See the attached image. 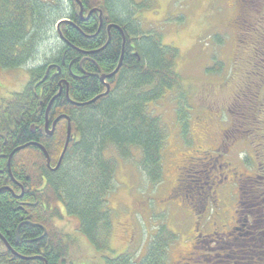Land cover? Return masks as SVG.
<instances>
[{
    "label": "trees",
    "instance_id": "16d2710c",
    "mask_svg": "<svg viewBox=\"0 0 264 264\" xmlns=\"http://www.w3.org/2000/svg\"><path fill=\"white\" fill-rule=\"evenodd\" d=\"M118 1L122 13L115 10ZM131 1L0 0V69L15 70L31 62L52 34L60 41L48 58L29 69L23 89L0 103V189L12 190L0 191V264H73L71 239L56 225L64 214L77 219L79 233L97 253H112L107 196L113 188L116 161L106 156L109 149L123 160L137 151L138 168L147 181L157 185L162 180L166 133L160 119L148 112V105L168 91L181 90L182 80L175 71L178 51L163 45L160 35L142 32L130 11ZM79 4L84 17L94 10L86 21L79 17ZM61 20L68 23H60L57 31ZM235 21L238 58L233 69L235 73L244 70L237 99L242 121L250 125L259 122L258 116L264 117V0H242ZM109 25L121 31L111 28L107 32ZM86 55L88 60H83ZM121 55L116 74L101 83L99 75L112 73ZM214 65L208 73L221 71V63ZM105 84L110 87L108 94L91 104L77 106L68 101L87 103L105 92ZM59 89L47 114L49 129L57 117L70 120V139L59 168L49 170L41 150L28 146L11 157L9 175L10 153L28 143L40 144L50 168L55 167L67 122L59 120L49 137L42 131L46 108ZM194 183L205 186V181ZM259 188L261 192L263 187ZM259 198L255 204L264 199ZM199 215L196 209L195 216ZM200 234L194 238L193 252L181 264L240 261L230 262V257L235 248L242 249L238 244L243 241ZM176 239L162 224L138 261L125 253L115 258L108 255L103 263L165 264Z\"/></svg>",
    "mask_w": 264,
    "mask_h": 264
},
{
    "label": "rangeland",
    "instance_id": "374dc122",
    "mask_svg": "<svg viewBox=\"0 0 264 264\" xmlns=\"http://www.w3.org/2000/svg\"><path fill=\"white\" fill-rule=\"evenodd\" d=\"M237 2L239 0L129 2L133 18L142 32L160 35L163 45L178 51L175 71L183 86L179 91L166 92L156 103L148 105V112L160 119L166 133L160 183L150 184L139 170L137 151H132L127 160L120 159L113 149L106 153L108 158L116 161L113 188L107 196L112 221L109 237L112 253H97L79 233L76 218L64 214L63 221L56 222L71 239L73 264H104V257L115 258L125 253L138 261L162 224L177 235L169 247L165 264H181L193 252L197 232L227 228L237 199L236 188L219 192L218 201L208 205L203 196L209 191L211 182L205 181L208 184L202 187L194 183V179L184 176L186 170L194 171L191 168L200 164L198 161L206 156L205 153L223 147L224 135L231 134L233 145H236L233 155L224 156L230 163L228 169L234 167L248 175L252 172L262 174L260 170L236 161L250 160L251 152L247 151L250 146L264 147V117L258 116L259 122L244 125L238 105L239 88L243 84L239 77L244 70L238 69L235 73L233 69L238 58L233 25L239 12ZM133 4L141 7L133 8ZM115 5V10L122 13V3L118 1ZM59 46L57 35L52 34L40 44L31 62L15 70L0 69V103L12 93L20 92L29 80V69L40 65ZM219 63L222 64L219 73L207 72ZM251 110L254 111V105ZM256 156L260 157L256 161L263 168L264 154ZM232 182L237 184L236 180ZM176 186L179 191L172 193ZM191 206L200 210L199 219L195 216L196 209L194 211ZM212 208L214 212L210 211ZM248 263L246 260L237 262Z\"/></svg>",
    "mask_w": 264,
    "mask_h": 264
},
{
    "label": "flooded vegetation",
    "instance_id": "af4514ba",
    "mask_svg": "<svg viewBox=\"0 0 264 264\" xmlns=\"http://www.w3.org/2000/svg\"><path fill=\"white\" fill-rule=\"evenodd\" d=\"M239 1L241 2L242 0ZM240 2H237L238 5H240ZM235 22L236 21H234V23ZM83 60H88L87 55ZM238 131L240 130H234V132ZM42 132L49 137L44 130ZM227 132L231 133L228 130ZM231 138V134L230 136L224 135L225 143L223 147L205 153L206 156L198 161L200 162L199 165L194 167L191 165V167H193L191 169L194 171L191 172L189 170L188 172V170H186L184 176H186V178L197 177L195 181H210L212 183H210V187L207 188L210 192L207 191L204 194L205 196H203L205 204L208 205L218 201L219 192H225V189L229 187L236 188L237 199L227 228L201 232L200 235L207 238H211L212 236L224 237V239H231L234 242L243 241L242 244H238L242 249L235 248L232 251L233 256L230 257V262H233V260H246L249 262L248 264H264V199H261L259 203H254V201L260 199V196L264 197V167L260 168L261 163L256 161L260 159L256 154H264V147H262V145L256 148L250 146L247 150L251 152L250 160H236L238 163L246 164L254 168V170H260L262 173L261 175L254 172L249 175L244 174L234 167L228 169L230 163L224 160V156L231 155L236 147V145H233ZM229 145L232 148H230ZM213 163L218 164L217 168ZM214 172L219 173L214 174ZM235 180L237 184H233L232 181ZM207 184L208 183L205 182V186ZM16 186H18V184H16ZM243 186L247 188L245 193H242ZM259 187H263L261 192L258 191ZM178 191V186L171 190L172 193H177ZM205 198H207L208 201ZM205 204H203V209ZM200 217L201 215L196 216L198 219Z\"/></svg>",
    "mask_w": 264,
    "mask_h": 264
},
{
    "label": "water",
    "instance_id": "95a60500",
    "mask_svg": "<svg viewBox=\"0 0 264 264\" xmlns=\"http://www.w3.org/2000/svg\"><path fill=\"white\" fill-rule=\"evenodd\" d=\"M93 12H94V10L90 11V12L87 14V16L84 17V16H83V10H82V7H81L80 4H79V17H80L82 20L86 21V20L89 18V16H90ZM99 16H101L100 12H99ZM62 22H66V23H68L67 20H61V21H59V22L57 23V25H56V29H57V31H58V29H59V25H60V23H62ZM100 27H101V20H100L99 28H100ZM111 28H115V29H118L119 31H121L120 28H119L118 26H116V25H109V26L107 27V32H109V30H110ZM107 42H108V41H107ZM121 59H122V55H121L120 62H119V64H118V66L116 67V69H115L112 73H110V74H108V75H105V74H100V75H99V81H100L101 83H105V80L111 78L114 74H116V72L118 71V69H119V67H120ZM108 91H109V86H108L107 84H105V92H104L103 94L97 96V97L94 98L93 100L87 102V103L79 104V103H74V102H72V101H70V100H68V101H69L70 103L74 104V105H77V106H84V105H88V104H91V103L95 102L99 97H102V96L107 95V94H108ZM60 93H61V89H59L57 95H56V96H55V97L49 102V104H48V106H47V108H46V111H45V116H44V119H45L44 131H45L49 136L52 135L53 130H54V127H55L56 123H57L59 120H61V119H65L66 122H67V126H66V127H67V128H66V139H65L63 149H62L61 154H60V156H59V158H58V160H57V163H56L55 167H54V168H50V159H49V157H48V154H47L46 150H45L40 144H36V143H28V144H26V145H23V146H20V147L15 148V149L10 153V155H9V157H8V161H7V167H8V174H9V175H11V174H10V170H9V164H10V159H11V157H12L15 153H17V152H19V151L25 149V148L28 147V146H35V147H37L39 150H41V152L43 153V155H44V157H45V160H46V167H47L49 170H51V171L54 172V171H56V170L59 168V166H60V164H61V161H62V158H63V156H64V154H65L66 148H67V146H68L69 139H70V129H71V128H70V120H69V118L66 117V116H60V117H57V118L52 122V124H51V129H49V124H48L47 114H48V111H49V108H50L52 102L54 101V99H55L56 97H58V96L60 95ZM66 97H67V99H68V94H67V93H66ZM31 131H32V133H33V132L35 131V128H34V127H31ZM10 177H11V176H10ZM11 179H13V178L11 177ZM2 190L12 191V190H11L10 188H8V187H3V188L0 189V191H2ZM26 223H27V222H26ZM0 239L2 240L1 236H0ZM5 246H6L7 249H11L10 246H9L8 244H6V243H5Z\"/></svg>",
    "mask_w": 264,
    "mask_h": 264
},
{
    "label": "bare ground",
    "instance_id": "6f19581e",
    "mask_svg": "<svg viewBox=\"0 0 264 264\" xmlns=\"http://www.w3.org/2000/svg\"><path fill=\"white\" fill-rule=\"evenodd\" d=\"M77 1V0H76ZM76 3V2H75ZM101 11V10H100ZM102 12V11H101ZM92 15V14H91ZM56 29V28H55ZM124 51V50H123ZM60 84H61V82H60ZM110 88V87H109ZM58 93V92H57ZM162 140V139H161ZM161 143V142H160ZM25 180V179H24Z\"/></svg>",
    "mask_w": 264,
    "mask_h": 264
}]
</instances>
